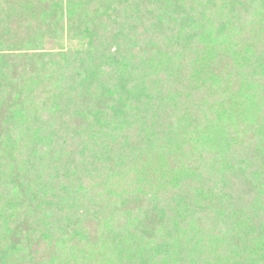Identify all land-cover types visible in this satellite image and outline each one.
<instances>
[{
    "label": "trees",
    "instance_id": "obj_1",
    "mask_svg": "<svg viewBox=\"0 0 264 264\" xmlns=\"http://www.w3.org/2000/svg\"><path fill=\"white\" fill-rule=\"evenodd\" d=\"M0 264H264V0H0Z\"/></svg>",
    "mask_w": 264,
    "mask_h": 264
},
{
    "label": "rangeland",
    "instance_id": "obj_2",
    "mask_svg": "<svg viewBox=\"0 0 264 264\" xmlns=\"http://www.w3.org/2000/svg\"><path fill=\"white\" fill-rule=\"evenodd\" d=\"M79 43L77 42H67V43H62L61 45H57V48H63V47H78Z\"/></svg>",
    "mask_w": 264,
    "mask_h": 264
}]
</instances>
